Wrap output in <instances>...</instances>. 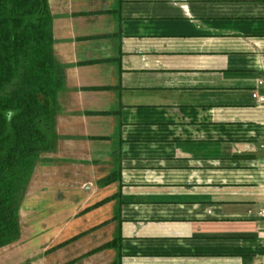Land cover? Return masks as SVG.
<instances>
[{"label": "crops", "instance_id": "1", "mask_svg": "<svg viewBox=\"0 0 264 264\" xmlns=\"http://www.w3.org/2000/svg\"><path fill=\"white\" fill-rule=\"evenodd\" d=\"M48 3L65 85L29 182L46 231L26 239L20 205L0 264L71 227L89 252L116 241L115 264H264V0Z\"/></svg>", "mask_w": 264, "mask_h": 264}, {"label": "trees", "instance_id": "2", "mask_svg": "<svg viewBox=\"0 0 264 264\" xmlns=\"http://www.w3.org/2000/svg\"><path fill=\"white\" fill-rule=\"evenodd\" d=\"M48 0H0V92L27 68L31 84L0 98V249L21 238L19 208L39 157L58 147V89L65 85L53 51ZM117 179V174L100 186ZM24 186L23 190L21 187ZM117 242L98 250L111 249Z\"/></svg>", "mask_w": 264, "mask_h": 264}, {"label": "rangeland", "instance_id": "3", "mask_svg": "<svg viewBox=\"0 0 264 264\" xmlns=\"http://www.w3.org/2000/svg\"><path fill=\"white\" fill-rule=\"evenodd\" d=\"M33 77L29 73L27 68H24L22 70L21 75H19V78L15 83L11 85L10 88H8L6 91L0 92V98L6 99L7 97L13 96L14 89L16 86L20 85H30ZM34 174V171H33ZM33 177V176H32ZM25 185L21 187V190H23ZM42 201V198L39 194V190H36V187L34 186V180L32 181V184H28L25 188V192L23 195V199L21 201V220H22V226L24 228V236L26 239L30 237H35L36 231L38 232H45L46 229L39 230L37 228V222L39 221V217L43 212L41 210H44L42 207H38L39 203ZM80 224H77L79 226ZM83 225V224H82ZM74 227H71L70 229L62 228L63 231H57L58 229H51L46 236L43 237V239L49 238L51 235H56L58 239V243H45L42 242L40 245H38L37 253L40 254V260H37L34 264H115L114 258H110V248L108 249V255L102 254L101 256L96 255L98 250L91 251L94 248H90L89 244L84 243V241H81L80 243H74L78 240H75L73 242H68L67 236H69L72 233ZM57 233V234H55ZM70 239V238H69ZM33 247V246H31ZM31 247L29 246L28 249L31 250ZM19 249L18 246H13L11 248H7V254L13 253ZM100 253V252H99ZM20 264L22 263L19 262ZM26 264H33L28 259L26 261Z\"/></svg>", "mask_w": 264, "mask_h": 264}, {"label": "built area", "instance_id": "4", "mask_svg": "<svg viewBox=\"0 0 264 264\" xmlns=\"http://www.w3.org/2000/svg\"><path fill=\"white\" fill-rule=\"evenodd\" d=\"M260 84H264V82H260ZM253 96L257 98L260 102H264V96H260L258 93L254 92ZM264 214V211H263ZM261 244L264 246V231H263V238L261 240Z\"/></svg>", "mask_w": 264, "mask_h": 264}]
</instances>
